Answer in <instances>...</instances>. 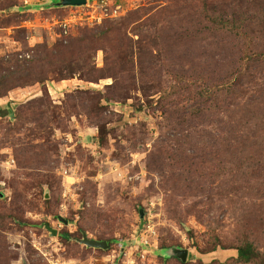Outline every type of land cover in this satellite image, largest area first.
<instances>
[{"label":"rangeland","instance_id":"374dc122","mask_svg":"<svg viewBox=\"0 0 264 264\" xmlns=\"http://www.w3.org/2000/svg\"><path fill=\"white\" fill-rule=\"evenodd\" d=\"M58 1L0 0V264H264V0Z\"/></svg>","mask_w":264,"mask_h":264},{"label":"water","instance_id":"95a60500","mask_svg":"<svg viewBox=\"0 0 264 264\" xmlns=\"http://www.w3.org/2000/svg\"><path fill=\"white\" fill-rule=\"evenodd\" d=\"M88 0H59L56 5L57 6H62V7H81L86 5ZM141 216L143 214L141 213ZM45 228L52 233V235H57V231L53 230L50 225H45ZM80 243L85 245L88 248L92 249H101V250H107L109 248V245L105 241H96L92 239H88L86 235L83 236L82 240H80ZM178 257L182 259V261H186L188 257V252L183 250V251H178Z\"/></svg>","mask_w":264,"mask_h":264},{"label":"trees","instance_id":"16d2710c","mask_svg":"<svg viewBox=\"0 0 264 264\" xmlns=\"http://www.w3.org/2000/svg\"><path fill=\"white\" fill-rule=\"evenodd\" d=\"M3 115V117H6L7 113L4 112ZM238 259L245 263H251L259 260L260 255L251 243H247L246 245L238 249Z\"/></svg>","mask_w":264,"mask_h":264}]
</instances>
